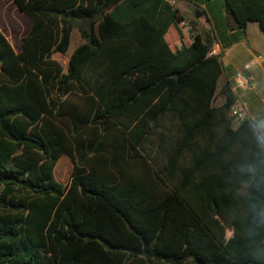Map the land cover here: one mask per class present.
Listing matches in <instances>:
<instances>
[{
  "label": "trees",
  "instance_id": "16d2710c",
  "mask_svg": "<svg viewBox=\"0 0 264 264\" xmlns=\"http://www.w3.org/2000/svg\"><path fill=\"white\" fill-rule=\"evenodd\" d=\"M12 1L30 25L18 52L0 31V264H264V164L245 171L259 149L211 38L170 48L167 0ZM222 4L264 31V0Z\"/></svg>",
  "mask_w": 264,
  "mask_h": 264
},
{
  "label": "crops",
  "instance_id": "0c3cea01",
  "mask_svg": "<svg viewBox=\"0 0 264 264\" xmlns=\"http://www.w3.org/2000/svg\"><path fill=\"white\" fill-rule=\"evenodd\" d=\"M167 1L177 10L178 15L181 17V21L178 22L175 27L173 25H170L169 27H171L173 31H178L180 33V41L184 46L190 44L193 32L198 33L201 37L208 35L212 41L210 47L217 50L219 56L225 58L227 62L233 65L234 69L231 75H228L227 72H223L219 75L218 80H220V83H223L226 80L233 81L235 71L243 63L247 62L255 55L264 54V31L258 27L257 22L248 20L243 29L232 28L231 18L225 12L222 0ZM195 10H198L199 15L195 14ZM25 17L27 19V21H25V28L15 40H9L7 35L1 31L15 52L20 50V37L27 32L30 25L29 18L27 16ZM190 22L194 23V27ZM169 27L167 30L171 29ZM72 35L77 37L75 47L83 42L77 30L72 28L65 52H54L51 55L52 58L57 61H59L57 55H60L64 65L60 62L59 64L63 70H65L70 53L75 48L73 47L69 53H66ZM177 38H179L177 32L176 34H172L168 39H166L164 34L165 41L172 49L175 46ZM235 60L237 61L236 63L233 62ZM247 75L253 82L252 88L241 89L231 85V90L236 96L234 109L241 114L242 118H250L258 115L264 116V61L253 64L248 69ZM218 80L217 83L219 82Z\"/></svg>",
  "mask_w": 264,
  "mask_h": 264
},
{
  "label": "rangeland",
  "instance_id": "374dc122",
  "mask_svg": "<svg viewBox=\"0 0 264 264\" xmlns=\"http://www.w3.org/2000/svg\"><path fill=\"white\" fill-rule=\"evenodd\" d=\"M25 21H27L26 17L19 11L18 7L12 0H0V31H2L5 35H7L9 40H15L20 34L23 32L25 28ZM171 28V27H169ZM173 32L171 28L170 30H166L165 36L168 39ZM76 36L72 35L70 37V43L66 53H69L73 47H75ZM59 61L62 65H64L63 61L60 58V55H57ZM236 63L237 61H233ZM219 63L221 65V73L227 72L228 75L233 73V65L227 62V60L221 56H219ZM217 91L220 86V80H218ZM230 85H234L232 80H228ZM221 96L216 92L213 103L217 104L220 102ZM71 169V163L69 158L66 155H60L55 165L52 169L53 177L61 182L65 183L68 179L69 172Z\"/></svg>",
  "mask_w": 264,
  "mask_h": 264
},
{
  "label": "clouds",
  "instance_id": "9594fccd",
  "mask_svg": "<svg viewBox=\"0 0 264 264\" xmlns=\"http://www.w3.org/2000/svg\"><path fill=\"white\" fill-rule=\"evenodd\" d=\"M249 128L254 138L256 147L259 149L256 153V160L246 165L245 171L250 174V177L255 178L258 176L260 166L264 164V116H252L249 118ZM255 210V217L258 221H264V208Z\"/></svg>",
  "mask_w": 264,
  "mask_h": 264
},
{
  "label": "built area",
  "instance_id": "2783aa9c",
  "mask_svg": "<svg viewBox=\"0 0 264 264\" xmlns=\"http://www.w3.org/2000/svg\"><path fill=\"white\" fill-rule=\"evenodd\" d=\"M182 24V23H181ZM207 56L219 55V52L215 50L213 47H210L207 52ZM264 61V54L255 55L253 58L249 59L247 62L243 63L234 73L233 82L234 86L241 89H249L253 87L252 80L248 77L246 72L248 69L257 62ZM231 114H234L237 119L242 118L241 114L235 110L233 107L231 108Z\"/></svg>",
  "mask_w": 264,
  "mask_h": 264
},
{
  "label": "water",
  "instance_id": "95a60500",
  "mask_svg": "<svg viewBox=\"0 0 264 264\" xmlns=\"http://www.w3.org/2000/svg\"><path fill=\"white\" fill-rule=\"evenodd\" d=\"M246 74H247V72H246Z\"/></svg>",
  "mask_w": 264,
  "mask_h": 264
}]
</instances>
